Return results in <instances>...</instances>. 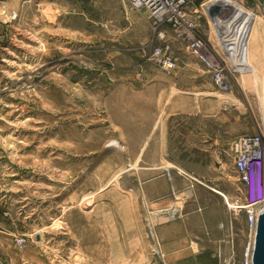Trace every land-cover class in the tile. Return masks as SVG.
<instances>
[{
  "label": "rangeland",
  "instance_id": "1",
  "mask_svg": "<svg viewBox=\"0 0 264 264\" xmlns=\"http://www.w3.org/2000/svg\"><path fill=\"white\" fill-rule=\"evenodd\" d=\"M231 1L264 21V0ZM202 3L238 10L190 2L220 82L172 26L120 0H0V264L244 258L255 236L236 206H264V159L248 186L235 161L245 139L264 158V26L239 72L233 31L213 33Z\"/></svg>",
  "mask_w": 264,
  "mask_h": 264
},
{
  "label": "built area",
  "instance_id": "2",
  "mask_svg": "<svg viewBox=\"0 0 264 264\" xmlns=\"http://www.w3.org/2000/svg\"><path fill=\"white\" fill-rule=\"evenodd\" d=\"M124 4H129L134 8L147 11L150 16H152L156 22L159 24H167L173 27L174 33L182 41L186 42L187 50L190 54L195 56L200 62L206 63L207 65L213 66V69L217 73V82H220L223 75L220 70V66L213 64L212 59L207 53V44L202 38H198L193 34V31L197 29V25L191 21L190 14H197L196 11L190 10L191 0H120ZM219 7V6H218ZM227 10L230 12L228 13ZM207 13V8L204 10ZM206 14V13H205ZM202 16V15H201ZM211 21L213 23H218L221 21L227 23L231 18H233L234 13H231L229 7H221L213 16H211ZM191 32H190V30ZM162 38L165 37L166 32H161ZM225 48L231 49L235 44L231 39H228ZM170 47L167 45L166 48H159L156 50V55L159 57L158 60L167 69H175L177 66V59L169 53ZM212 61V62H211ZM252 145L250 139L242 140L240 147V155L235 161V167L238 176V180L242 183L249 185L253 171L256 169H261V164L263 163V154L257 150H251ZM246 204H239L236 206L238 211H244L247 215L248 221L251 226V230L256 236L258 218L263 212L261 211L264 206L261 205L260 201L253 198L252 194L247 195ZM237 211V213H239ZM23 239H18V243L22 244ZM255 240L250 243L245 251L244 258L237 264H253V254H254Z\"/></svg>",
  "mask_w": 264,
  "mask_h": 264
},
{
  "label": "bare ground",
  "instance_id": "3",
  "mask_svg": "<svg viewBox=\"0 0 264 264\" xmlns=\"http://www.w3.org/2000/svg\"><path fill=\"white\" fill-rule=\"evenodd\" d=\"M217 1L218 0H214V2H217ZM230 1L231 0H226V2H228L229 4H230ZM236 6H237V10L241 11L239 9H242V7H240L238 5H236ZM236 14H237V16H234V18H238V16H239V18L243 17L239 13H236ZM244 21H245L244 19L237 20L239 25L237 23H236V25L234 24L236 26L235 29L232 26L233 24H230L228 22L227 23H223V22L221 23L222 24L221 26L224 29H226L225 31H233L230 35H231V40L234 43H236V44L233 45L234 47L236 45V50H235V57H233L231 59V64H232L233 67H235V69L237 68V70L239 72H242V73H243L242 68H245V72H247L246 71V66L242 65V67H241L240 65L242 63H246V62H249V61H252V62L254 61V55L255 54H254L253 39L252 38L258 34V28L256 27V24L253 25L254 28L256 29L253 32L252 31L253 26L250 27ZM229 39H230V37H229ZM260 42H262V41H260ZM262 43L264 45V41ZM235 61H237V64H235ZM263 209L264 208H262V210Z\"/></svg>",
  "mask_w": 264,
  "mask_h": 264
},
{
  "label": "water",
  "instance_id": "4",
  "mask_svg": "<svg viewBox=\"0 0 264 264\" xmlns=\"http://www.w3.org/2000/svg\"><path fill=\"white\" fill-rule=\"evenodd\" d=\"M218 8V6H214L210 9L209 14L213 16L217 12ZM253 264H264V211L259 215L258 218Z\"/></svg>",
  "mask_w": 264,
  "mask_h": 264
},
{
  "label": "flooded vegetation",
  "instance_id": "5",
  "mask_svg": "<svg viewBox=\"0 0 264 264\" xmlns=\"http://www.w3.org/2000/svg\"><path fill=\"white\" fill-rule=\"evenodd\" d=\"M230 4L234 7V9H237V6L236 4L232 3V1H230ZM232 7V8H233ZM243 9V8H242ZM241 10V9H239ZM237 13L243 15L244 17L242 18H246V19H249V21L247 22V25L249 26H253L254 24H256V27L258 28V34H259V31L262 32L263 31V26H264V21L261 19V20H258V15L255 14V13H250V12H247L245 10H241V11H237ZM240 19V18H239ZM254 30H256L253 26V29L252 31L254 32Z\"/></svg>",
  "mask_w": 264,
  "mask_h": 264
},
{
  "label": "crops",
  "instance_id": "6",
  "mask_svg": "<svg viewBox=\"0 0 264 264\" xmlns=\"http://www.w3.org/2000/svg\"><path fill=\"white\" fill-rule=\"evenodd\" d=\"M206 5V4H205ZM203 6V7H202ZM201 7L203 8V10H204V3H202V5H201ZM206 9V8H205ZM206 23H207V25H208V27H209V29H211V31L213 32V22L211 21V17L210 16H207V18H206ZM214 33V32H213ZM195 61V60H194ZM190 63L192 64V65H194L195 67L196 66H199V63L196 61V62H194L193 63V60L192 61H190ZM200 73H204V71H202L201 69H200Z\"/></svg>",
  "mask_w": 264,
  "mask_h": 264
},
{
  "label": "trees",
  "instance_id": "7",
  "mask_svg": "<svg viewBox=\"0 0 264 264\" xmlns=\"http://www.w3.org/2000/svg\"><path fill=\"white\" fill-rule=\"evenodd\" d=\"M215 262H216V264H219V261L216 260Z\"/></svg>",
  "mask_w": 264,
  "mask_h": 264
}]
</instances>
